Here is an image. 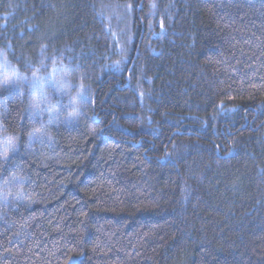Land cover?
<instances>
[{
    "label": "trees",
    "instance_id": "trees-1",
    "mask_svg": "<svg viewBox=\"0 0 264 264\" xmlns=\"http://www.w3.org/2000/svg\"><path fill=\"white\" fill-rule=\"evenodd\" d=\"M0 50L90 91L0 90V264H264V0H0Z\"/></svg>",
    "mask_w": 264,
    "mask_h": 264
},
{
    "label": "rangeland",
    "instance_id": "rangeland-1",
    "mask_svg": "<svg viewBox=\"0 0 264 264\" xmlns=\"http://www.w3.org/2000/svg\"><path fill=\"white\" fill-rule=\"evenodd\" d=\"M69 72L68 69L57 66L44 75L33 73L24 76L17 72L0 50V90L10 88L18 96L25 93L29 114L46 121L76 124L82 115L84 105L90 97L89 86L78 76L72 75L70 78ZM14 147V141L10 137L0 134L2 155L14 150ZM5 197L0 190V205L5 203Z\"/></svg>",
    "mask_w": 264,
    "mask_h": 264
}]
</instances>
